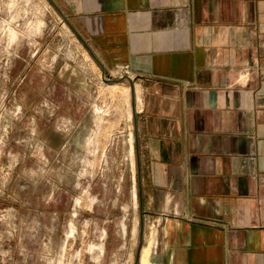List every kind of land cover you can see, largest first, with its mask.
Wrapping results in <instances>:
<instances>
[{
	"label": "crops",
	"instance_id": "crops-1",
	"mask_svg": "<svg viewBox=\"0 0 264 264\" xmlns=\"http://www.w3.org/2000/svg\"><path fill=\"white\" fill-rule=\"evenodd\" d=\"M52 1L139 87L146 263L264 264V0Z\"/></svg>",
	"mask_w": 264,
	"mask_h": 264
},
{
	"label": "rangeland",
	"instance_id": "rangeland-1",
	"mask_svg": "<svg viewBox=\"0 0 264 264\" xmlns=\"http://www.w3.org/2000/svg\"><path fill=\"white\" fill-rule=\"evenodd\" d=\"M125 76H102L48 0H0V264L135 262L140 90Z\"/></svg>",
	"mask_w": 264,
	"mask_h": 264
},
{
	"label": "water",
	"instance_id": "water-1",
	"mask_svg": "<svg viewBox=\"0 0 264 264\" xmlns=\"http://www.w3.org/2000/svg\"><path fill=\"white\" fill-rule=\"evenodd\" d=\"M48 2L51 3V5L56 9V11L61 15V12L59 11V9L56 7V5L54 4V2L52 0H48ZM62 16V15H61ZM62 19L64 20V22L67 24V26L71 29V31L74 33L75 37L78 39V41L81 43V45L85 48V50L89 53V56H91L94 61L101 67L102 70V76H104V71L105 69L103 68V66L100 64L99 60L97 59V57L95 56V53L93 52V50L91 49V47L89 46V44L81 37V35L66 21V19H64L62 17ZM122 80H127L131 89V94L133 97V82H131V80L125 76L122 78ZM110 81V80H108ZM134 128H135V124H134ZM133 147H134V153H135V166L138 170L139 168V158H138V146H137V139L134 136V143H133ZM141 188L140 186H137V199H138V208H139V244L137 246L136 249V253H135V262L133 264H139V257H140V252L142 249V243H141V239H142V235H143V225H144V220H143V213H142V208H141Z\"/></svg>",
	"mask_w": 264,
	"mask_h": 264
},
{
	"label": "bare ground",
	"instance_id": "bare-ground-1",
	"mask_svg": "<svg viewBox=\"0 0 264 264\" xmlns=\"http://www.w3.org/2000/svg\"><path fill=\"white\" fill-rule=\"evenodd\" d=\"M13 39V38H12ZM12 41V40H11ZM113 86V85H112ZM113 89V88H112ZM118 89V88H117ZM130 153L133 154V144H132V136H131V139H130ZM133 166V165H132ZM133 168V167H132ZM136 190L134 189L133 190V200L136 204V201H137V198H136ZM137 206V205H136ZM136 226H134V229H133V234L135 235L136 234ZM151 246V245H150ZM146 249L145 250H148L147 247H145ZM143 248L141 249V253H140V259H139V264H147L146 263V259H148V253L147 251H145ZM149 251V250H148ZM148 261V260H147Z\"/></svg>",
	"mask_w": 264,
	"mask_h": 264
},
{
	"label": "built area",
	"instance_id": "built-area-1",
	"mask_svg": "<svg viewBox=\"0 0 264 264\" xmlns=\"http://www.w3.org/2000/svg\"><path fill=\"white\" fill-rule=\"evenodd\" d=\"M261 206H263L262 204H260ZM262 208V207H261ZM264 208V207H263Z\"/></svg>",
	"mask_w": 264,
	"mask_h": 264
}]
</instances>
